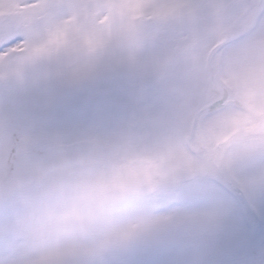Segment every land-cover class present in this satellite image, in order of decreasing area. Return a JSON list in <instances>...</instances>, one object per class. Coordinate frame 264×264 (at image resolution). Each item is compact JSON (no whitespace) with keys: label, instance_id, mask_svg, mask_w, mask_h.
<instances>
[{"label":"snow or ice","instance_id":"obj_1","mask_svg":"<svg viewBox=\"0 0 264 264\" xmlns=\"http://www.w3.org/2000/svg\"><path fill=\"white\" fill-rule=\"evenodd\" d=\"M0 264H264V0H0Z\"/></svg>","mask_w":264,"mask_h":264}]
</instances>
